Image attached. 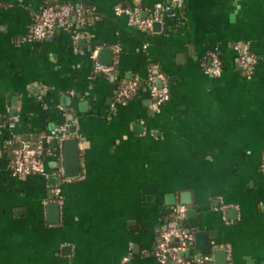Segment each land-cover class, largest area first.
I'll return each instance as SVG.
<instances>
[{"label": "crops", "instance_id": "obj_1", "mask_svg": "<svg viewBox=\"0 0 264 264\" xmlns=\"http://www.w3.org/2000/svg\"><path fill=\"white\" fill-rule=\"evenodd\" d=\"M63 2L83 20L75 11L68 28L30 39L40 10ZM158 3L164 23L147 29L114 11L148 16ZM237 46L258 57L251 77ZM95 54L115 70L97 71ZM215 54L219 75L205 72ZM159 74L170 98L152 110ZM64 124L82 137L79 174L66 175L64 156L63 178L48 156L45 173L15 175L13 147L49 144ZM263 161L264 0H0V264H158L167 201L184 193V225L209 242L186 257L264 264Z\"/></svg>", "mask_w": 264, "mask_h": 264}, {"label": "built area", "instance_id": "obj_2", "mask_svg": "<svg viewBox=\"0 0 264 264\" xmlns=\"http://www.w3.org/2000/svg\"><path fill=\"white\" fill-rule=\"evenodd\" d=\"M173 5L182 8L184 0H172ZM169 6H164L158 3L153 9L152 13L148 16H142L139 6H125L117 4L114 7L116 15L126 16L128 23L132 26L147 29L151 28L155 22L159 24L164 23V11ZM77 12L79 18L83 20L82 9H74L70 3H59L54 5L45 6L36 15L34 24L32 26L29 38L33 40H42L53 34L56 29L68 28L71 23V17L74 12ZM79 35L74 37L77 41ZM239 51V65L242 73L251 77L258 62V57L249 52L248 49L237 46ZM95 61V68L99 72L110 74L115 70L114 66H107L102 64L98 57L93 55ZM222 71V60L213 55V62L210 66L206 67L205 72L212 75H219ZM161 82V83H159ZM151 96V109L157 110L163 103L167 102L170 98L169 84L166 77L162 74L151 76L148 79ZM138 81L133 79L125 82L119 87L118 102L126 103L132 99L137 91ZM11 124L10 127H13ZM54 139L56 140V147L50 151L42 144H34L31 141L20 140L12 149V171L17 176H29L32 174L46 172L47 157L56 160L58 164L57 174L64 178V155H63V142L68 138L82 139L81 135L74 131L71 132L69 124H64L54 131ZM264 169V161L262 162ZM55 195L60 198V188H53ZM187 218V210L183 205H177L172 211V217L169 222L163 227L159 233V242L156 248V256L158 264H215L212 256L208 253L197 255L191 259L186 257L184 252L190 249L195 234L191 232L185 225ZM128 258H124L121 264H126ZM232 264V263H231Z\"/></svg>", "mask_w": 264, "mask_h": 264}, {"label": "water", "instance_id": "obj_3", "mask_svg": "<svg viewBox=\"0 0 264 264\" xmlns=\"http://www.w3.org/2000/svg\"><path fill=\"white\" fill-rule=\"evenodd\" d=\"M158 22H155L154 25H158ZM243 47V46H242ZM74 131V128H71ZM47 138H43L44 147L50 145L51 148H55L56 140L54 139L52 142L47 144ZM63 149H64V156H65V167H66V175L67 176H76L79 174L80 171V140L77 138H68L63 142ZM181 202H177L175 199L172 200L171 198L168 199L167 203L169 206H176L181 204H190L191 200L188 199L189 194L184 193ZM49 208H54L53 205H50ZM173 209L170 207L168 212H172ZM190 231H192L190 229ZM197 245V248L200 252H206L209 250V242H208V234L202 230L195 232V239L192 243ZM189 253V250L184 252L185 255ZM220 260H218V264H228L227 262V253L224 250L220 256Z\"/></svg>", "mask_w": 264, "mask_h": 264}]
</instances>
